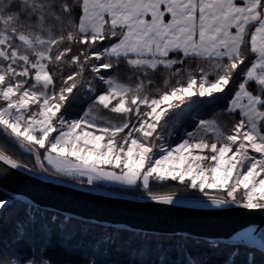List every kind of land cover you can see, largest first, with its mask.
Returning <instances> with one entry per match:
<instances>
[{
	"label": "snow or ice",
	"instance_id": "snow-or-ice-1",
	"mask_svg": "<svg viewBox=\"0 0 264 264\" xmlns=\"http://www.w3.org/2000/svg\"><path fill=\"white\" fill-rule=\"evenodd\" d=\"M216 94L227 98L222 113L193 115V98ZM78 101L86 105L73 115ZM182 119L193 130L173 141ZM0 133L42 173L140 187L169 205L174 195L150 183L172 180L219 209L264 210V0H0ZM0 161L30 171L3 152ZM26 214L17 242L36 223ZM70 226V217L59 224ZM255 231L232 238L261 249L245 264H264ZM0 264L55 262L5 246Z\"/></svg>",
	"mask_w": 264,
	"mask_h": 264
},
{
	"label": "trees",
	"instance_id": "trees-1",
	"mask_svg": "<svg viewBox=\"0 0 264 264\" xmlns=\"http://www.w3.org/2000/svg\"><path fill=\"white\" fill-rule=\"evenodd\" d=\"M102 71L108 73L112 70ZM96 83L99 89V82ZM216 96V99L193 98L197 100L193 115L199 112L201 116L211 118L215 113H222L227 106V98L224 94H216ZM85 105L86 102L78 101L74 105L75 112L72 114L75 115ZM218 118L228 119L223 114ZM186 124L188 130H193L191 121L182 119L172 128L173 135L181 133ZM0 152L22 161L29 169L42 173L34 165V158L3 133H0ZM47 174L55 176L51 173ZM59 178L81 183L68 177L59 176ZM90 186L138 196L142 194V197L149 198L148 193L140 187L128 189L103 183ZM150 188L157 195L172 194L176 197L204 198L195 190L185 189L179 182L172 180L161 184L150 183ZM212 194L217 193L213 191ZM0 200L11 202L0 214V248L11 246L25 257L46 252L55 264H82L83 260L93 258L98 259L99 264H162L163 260H167L168 264H224L226 260L231 259L229 253L237 248L240 255L234 258V264H245L246 254H253L256 259H260L261 250L253 246L222 242L218 247L213 248L206 243L208 239L202 237L162 235L96 223L27 203L23 199L9 195L2 189H0ZM26 210L35 216L36 223L27 225L25 236L17 242L15 239L17 225L19 222L27 221ZM53 216L57 217L55 222L51 220ZM65 217L71 218V226L61 229L59 224ZM43 225L47 228L42 227ZM93 251H96L97 255L91 256L90 253Z\"/></svg>",
	"mask_w": 264,
	"mask_h": 264
},
{
	"label": "water",
	"instance_id": "water-1",
	"mask_svg": "<svg viewBox=\"0 0 264 264\" xmlns=\"http://www.w3.org/2000/svg\"><path fill=\"white\" fill-rule=\"evenodd\" d=\"M0 189L30 204L132 230L218 239L233 244L232 238L238 232L255 228L257 240L264 238V210L219 209L207 198L174 196L173 204L157 203L150 198L31 169H12L3 161H0ZM253 247L260 249L258 245Z\"/></svg>",
	"mask_w": 264,
	"mask_h": 264
},
{
	"label": "rangeland",
	"instance_id": "rangeland-1",
	"mask_svg": "<svg viewBox=\"0 0 264 264\" xmlns=\"http://www.w3.org/2000/svg\"><path fill=\"white\" fill-rule=\"evenodd\" d=\"M176 136H177L176 134L172 136L173 141H175ZM177 182H178V181H177ZM97 183H103V184H105V185L121 186V187L128 188V189H130V188H132V189L135 188V187H128V186L119 185L118 183H115V182H97ZM140 196H142V194H140ZM204 198H206V197H204ZM7 205H8V204H7ZM7 205H6V206H7ZM5 208H6V207H5ZM5 208H4V209H5ZM4 209H0V214L3 213Z\"/></svg>",
	"mask_w": 264,
	"mask_h": 264
}]
</instances>
